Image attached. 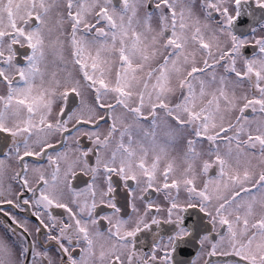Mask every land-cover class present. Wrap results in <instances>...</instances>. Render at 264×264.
I'll list each match as a JSON object with an SVG mask.
<instances>
[{"label":"snow or ice","instance_id":"obj_1","mask_svg":"<svg viewBox=\"0 0 264 264\" xmlns=\"http://www.w3.org/2000/svg\"><path fill=\"white\" fill-rule=\"evenodd\" d=\"M2 205L0 264H264V0H0Z\"/></svg>","mask_w":264,"mask_h":264},{"label":"flooded vegetation","instance_id":"obj_2","mask_svg":"<svg viewBox=\"0 0 264 264\" xmlns=\"http://www.w3.org/2000/svg\"><path fill=\"white\" fill-rule=\"evenodd\" d=\"M5 211L14 212L21 222L27 221L29 229L33 232V236L30 239L35 240L37 238L35 234V227L38 225V221L35 219V217L31 216L30 212H20L19 210L12 209L11 206L8 205L0 206V233H3L6 224L10 223L8 217L3 214ZM54 213L59 215L62 213V210L56 209L54 210ZM42 238L43 233H41V239Z\"/></svg>","mask_w":264,"mask_h":264}]
</instances>
